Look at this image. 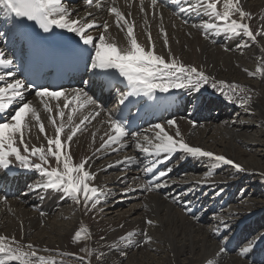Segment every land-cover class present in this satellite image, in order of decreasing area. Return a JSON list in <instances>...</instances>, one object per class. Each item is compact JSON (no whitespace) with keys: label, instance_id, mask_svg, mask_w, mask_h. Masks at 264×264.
I'll use <instances>...</instances> for the list:
<instances>
[{"label":"snow or ice","instance_id":"snow-or-ice-1","mask_svg":"<svg viewBox=\"0 0 264 264\" xmlns=\"http://www.w3.org/2000/svg\"><path fill=\"white\" fill-rule=\"evenodd\" d=\"M124 3L128 8L127 12L118 6V0H83L87 10L81 14L71 6L69 0H0V19L10 22L9 30L13 35L17 31L30 32L33 41L47 38L40 37V32L50 36L56 35L55 30L73 34L76 39L72 46L85 60L86 69L94 76L118 77L124 84L127 90L118 93L120 105L127 106V103L132 102L130 98L139 97H147L159 103L167 97L157 96V93L168 94L173 91H185L198 98L207 88H211L229 103L250 111V89L236 82L218 79L202 65L185 63L172 52L161 9L166 5L176 6L178 11L173 10L171 15L179 19L182 25L200 31L205 40L221 35L228 39H238L236 49L241 54L244 49L256 45L261 53L257 57L258 66L254 71L243 69L252 78L258 75L264 77V13L254 16L251 11L246 10L243 0H138L145 36V42H140L134 30L137 25L131 12L133 0H124ZM100 12H107L113 18L112 22L99 19L97 14ZM149 14L153 20H158L165 53H159L156 49V42L150 31ZM186 16L201 17V22L190 23ZM172 26L176 27L175 23ZM112 27L124 34L123 42H117L110 32ZM7 37L9 32L0 31V42H5ZM212 42L216 43L214 39ZM224 51L232 49L225 47ZM15 57V50L8 56L4 49H0V168L10 170L19 166L39 173L41 180L29 185L30 191H57L71 199L77 207L83 208L85 214L93 212L102 204L101 198L107 196L103 187L94 184L99 172L106 171V168H92L94 158H101L97 153H117L129 147L142 154L147 162L141 161L139 156H124L114 164L107 165V168L144 163V174L150 176V179L138 187L147 193L168 186V181L164 178L168 177L173 168L160 166L177 153L181 154V159L207 158L205 180L213 175V170L219 165H229L236 172L245 171L242 165L224 155L190 145L177 119L155 123L142 132H130V122L115 118L99 102L94 91L86 87L54 88L37 84L26 76L20 78L22 74ZM82 83L88 84L87 81ZM98 87L103 93L104 83ZM29 95H32V99L28 98ZM190 123L193 127L198 126L195 121ZM46 128L52 131H46ZM85 132L90 134L93 144L97 139L100 143L90 156L76 161L72 146ZM33 140H43L44 143L37 146ZM133 179L135 181L140 178ZM129 190L135 189L129 186ZM7 199V195H0V201L6 203ZM103 202L106 203L107 200L104 199ZM187 204H191V201H187ZM145 208L147 209V205ZM99 210L103 211V208ZM184 211L196 219L189 207L186 206ZM40 215L44 216L45 213L40 212ZM217 219L219 223L211 232L220 237V247L214 256L222 257L232 245L233 237L229 236L232 229L229 223L219 217ZM145 224L147 228L158 226L157 221L148 217H145ZM119 227L123 228L124 225ZM147 228L142 232L127 231L110 243L105 236H101L100 241L104 242L101 248H106L107 252L101 250L97 253L87 245L79 251L86 253L87 264H92L93 257L97 264H105L109 252L127 258L126 249L154 243ZM90 239L91 232L83 224L75 230L72 237L73 243ZM261 244H264V233L245 238L231 250L247 259ZM41 251L47 253L54 250L40 249L31 242L24 243L23 238L17 240L14 235L0 234V264H63L52 256L39 254ZM76 264H85V257L78 256ZM205 264H220V261L207 259Z\"/></svg>","mask_w":264,"mask_h":264},{"label":"bare ground","instance_id":"bare-ground-1","mask_svg":"<svg viewBox=\"0 0 264 264\" xmlns=\"http://www.w3.org/2000/svg\"><path fill=\"white\" fill-rule=\"evenodd\" d=\"M243 3L254 16L264 13V0H243ZM70 4L81 14L87 10L82 1ZM118 6L128 11L124 0H118ZM145 7H148L147 3ZM161 11L173 53L185 63L202 65L218 79L236 82L250 89L252 99L250 111H246L237 104L229 103L211 88H207L198 98L192 93L174 91L175 99L180 97L186 106L176 117L165 118L159 123L177 119L190 145L214 150L212 152L215 154L224 155L242 165L245 171L236 172L229 165L224 170L220 166L205 180L207 158L181 159V154L177 153L160 166L173 168L168 177L164 178L168 186L147 193L138 187L148 180L143 171L147 161L142 154L137 153L133 147L117 153H97L101 158H94L92 168H106V171L99 172L94 184L103 187L107 196L101 198L102 204L96 210L85 214L83 208L77 207L71 199L57 191H30L29 185L41 180L40 174L34 172L22 194L7 199L6 203L0 201V234L14 235L17 240L23 238L24 243L31 242L40 249L54 250L47 253L41 251L39 254L52 256L63 264H76L78 256L85 257L87 264L86 253L79 251L81 247L87 245L97 253L101 250L107 252L106 248H101L104 243L100 241L101 236H105L110 243L127 231L142 232L147 228L145 217H148L158 222L157 227L147 228L154 243L126 249L127 258L109 252L105 264H205L207 259L219 260L220 264H261L264 261V244L259 245L247 259L231 250L245 238L264 233V77L258 75L252 78L243 70L247 68L254 71L258 66L257 57L261 55L259 48L252 45L241 54L236 49L238 39H228L221 35L205 40L200 31L182 25L179 19L172 16L171 8L165 6ZM131 12L137 25L134 30L138 40L145 42L138 0H133ZM97 16L101 20H113L107 12H100ZM185 18L190 23L201 22V17ZM148 19L156 49L159 53H165L158 20H153L151 14ZM173 23L176 27L172 26ZM110 32L118 43L123 42V33H118L115 27L110 28ZM189 32L191 35H188ZM213 39L216 43L212 42ZM225 47L232 51H224ZM0 49H4L7 55L3 42H0ZM28 98L32 99V96ZM105 108L113 114L116 106L112 103ZM233 109L235 112H231ZM191 121H195L198 126L193 127ZM46 131L52 130L46 128ZM33 142L37 146L44 143L43 140ZM99 143L97 139L93 144L88 132L80 135L77 143L72 146L74 160L90 156ZM124 156H139L144 163L107 168V165L114 164ZM218 170V176L215 177L214 173ZM134 177L140 179L134 181ZM129 186L135 190H129ZM187 201H191V204H187ZM186 206L196 219L192 214L185 213ZM101 207L103 211L99 210ZM40 212L45 215L41 216ZM218 217L231 225L229 236L233 237L230 250L222 257L214 256L220 247V237L211 232L219 223ZM81 224L89 228L91 239L73 243L74 232ZM121 224L123 228L119 227ZM92 264H97L94 257Z\"/></svg>","mask_w":264,"mask_h":264},{"label":"rangeland","instance_id":"rangeland-1","mask_svg":"<svg viewBox=\"0 0 264 264\" xmlns=\"http://www.w3.org/2000/svg\"><path fill=\"white\" fill-rule=\"evenodd\" d=\"M231 112H235V109H233ZM210 151H211V149H210ZM212 151H214V150H212ZM220 166H223L224 167V170H226V168H228L227 165H219L218 167H220ZM218 167L216 169H219ZM215 173H214V176L217 177L218 176L217 174L219 173V170L217 172L215 171ZM256 188H258V187L256 186Z\"/></svg>","mask_w":264,"mask_h":264}]
</instances>
